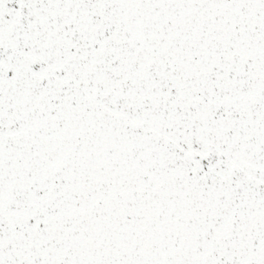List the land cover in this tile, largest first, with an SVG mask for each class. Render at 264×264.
I'll list each match as a JSON object with an SVG mask.
<instances>
[{
	"label": "snow or ice",
	"instance_id": "1",
	"mask_svg": "<svg viewBox=\"0 0 264 264\" xmlns=\"http://www.w3.org/2000/svg\"><path fill=\"white\" fill-rule=\"evenodd\" d=\"M0 264H264V0H0Z\"/></svg>",
	"mask_w": 264,
	"mask_h": 264
}]
</instances>
